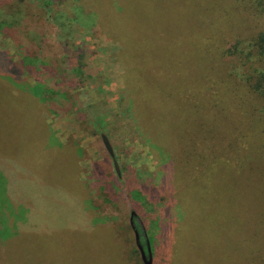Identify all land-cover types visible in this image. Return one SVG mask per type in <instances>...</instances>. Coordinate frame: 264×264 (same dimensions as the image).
<instances>
[{
  "label": "rangeland",
  "instance_id": "obj_1",
  "mask_svg": "<svg viewBox=\"0 0 264 264\" xmlns=\"http://www.w3.org/2000/svg\"><path fill=\"white\" fill-rule=\"evenodd\" d=\"M51 1L54 4L49 5L50 0H0V11L11 19L13 13L23 12L18 27L26 21L37 43L44 39L47 45L61 44L42 50L45 58L55 55V63L63 64L58 71L53 68V73L62 76L64 69L72 68L62 58L73 55L78 60L84 53L86 70L96 79L77 82L73 74L70 82L60 80L54 86L57 98L65 101L54 113L43 116L51 139L42 128L37 129V115L31 111L34 105L30 108L28 103L0 94V162L16 166L22 179L16 185L0 173V264H143L130 223L132 212L133 222L149 241L152 264H264V185L251 179L253 173L264 171V108L255 105L256 113H251L240 96L231 98L227 84L223 87L217 82L219 73L212 76L206 81L211 84L207 100L218 94L216 90L222 93L221 87L228 90V97L219 102L228 112H217L212 123L217 133L208 135L202 130L187 147L186 152L195 156L198 145L196 154L203 156L199 162L179 153L180 146L173 139L168 148L175 160V177L161 179L169 172L157 145H148L134 120L114 115L118 91L126 88L122 69L114 60L118 46L104 36L85 33L83 18L74 25L85 30L80 37L58 38L68 28L60 31L65 19L63 15L51 18V10L66 13L81 3ZM241 7L232 0H138L136 21H145L148 32L162 35L160 40L151 39L150 47L145 44L147 54H139L138 65L151 63L160 48L166 61L164 76L174 74L172 66L187 57V37L196 30L199 38L191 40L199 48L200 72L212 70L211 59L236 38L264 32V17L253 16L250 9L244 13ZM144 38L142 34L139 40ZM4 48L11 53L17 50L10 37L0 33V50ZM139 72L140 76L144 73ZM46 77L57 80L49 73ZM240 90L235 93L240 95ZM150 112L153 116V108ZM142 122L138 121L145 133L155 138L162 133L150 127L152 118ZM53 140L75 149L57 144L58 150H45L55 145ZM73 155L79 160L78 173ZM94 165L101 169V177ZM237 169L246 172V178L235 177ZM77 192L85 194V199L77 197ZM12 199L25 203L16 210L23 234L8 243L4 239L11 238L12 228L1 210L14 218ZM10 218L9 223L17 219L12 222ZM108 225L111 228L106 229Z\"/></svg>",
  "mask_w": 264,
  "mask_h": 264
},
{
  "label": "trees",
  "instance_id": "obj_2",
  "mask_svg": "<svg viewBox=\"0 0 264 264\" xmlns=\"http://www.w3.org/2000/svg\"><path fill=\"white\" fill-rule=\"evenodd\" d=\"M23 1L25 0H22V2ZM71 1L72 4L75 2V4L81 3V5L75 9L71 6L66 13H61L62 11L56 8L51 10V18L54 16L55 19H57L56 15H63L62 18L65 19L63 24L59 26L60 31H63L64 28H68V32L64 34L65 36H58V38H69L72 34H76L80 37L81 32H85V30L80 31L74 25L78 24L79 19L83 18V21L86 22L87 25L85 28L87 32L85 33H88L92 37H96L97 34L104 36L118 46L114 60L122 69V78L126 88L122 92L121 90L118 91L114 115L123 117V119L134 120L137 123L135 128L141 132V135L145 136L148 145H157L159 153L163 157L162 162L165 164L164 167L168 169L167 172H169L168 177L162 175L161 179H173L175 177V160L171 150L168 148L172 140L174 139L175 143L180 146L179 153L182 151L194 161L199 162L201 159L200 157L203 156H197L196 154L199 151L198 145L194 146L197 151L194 154L195 156H193L192 152L191 154L186 152V150L188 151L187 147L191 146L189 144L193 140L197 141L202 135V130H206L208 135H211L213 131L217 133L218 127L214 128L212 124L215 123L216 117H218L216 115L217 112L219 114H221V111L228 112V110L219 103L221 100L226 99H221L222 97H228V90L224 92L221 87L220 91L223 92L220 93L215 89L218 94L213 95L209 101L207 100L206 94L211 84L206 81H211L212 76L217 77L216 74L219 73L217 82L223 87L227 84V88L231 89V98L240 96L245 101L246 106L250 108L251 113H256L255 105L260 106L262 109L264 108V32H259L251 38L239 36L228 44L227 48L222 49L221 52H218V54L211 59L210 66L212 70H205L204 68V73H201L199 68V55L197 54L199 48H194L192 44V42L196 43L197 41L191 40V38H199V32L195 30L193 33H189L187 37L185 51L187 57L175 60L176 63L172 66L175 73L166 74L165 77L166 61L164 52L160 48L156 53L157 57H153L151 63L145 65L141 64V67L137 63L140 53L147 54V51L143 48L145 44L148 46L151 39H153V41L154 39L160 40L162 37L161 34L148 32L147 23L145 21L138 23L134 18V13L139 10L135 9L138 0ZM125 1H133L134 4L130 6L127 5ZM232 1L236 5H238V3L242 5L240 11L246 13V10L250 9L253 16L258 15L264 17V3L260 1L255 3L254 0ZM51 3L54 4L50 0L49 5ZM25 13L27 12L25 11ZM16 14H22L21 18L15 16ZM0 16L2 17H0V33L8 35L17 47L15 53H11L8 48L0 50V94L7 99L16 100L21 104L28 103L30 108H33L31 106L34 105L35 108L34 110L31 109V111L37 115L35 119L40 125L37 126V129L40 131V128H42L45 132V137L49 136L51 139L52 131H50L49 125L44 122L43 116L44 114L54 113L55 109L57 110L61 107L60 104L65 101L64 98H57L58 92L53 90L54 86L59 84L60 80H68L70 82L73 78V74H75V81L77 82L85 81L90 77L96 79V77L90 75V71L86 70L88 66L84 61L86 56V54L84 56V53L80 54L78 60L73 59V55L71 57L62 58L66 59L64 62L68 60L72 68L69 70L64 69L63 72H61L63 75H59L57 71L63 64L55 63V55H52L50 60L45 58L42 50L45 46L53 48L54 45L58 47L61 46V44L55 42L53 45L49 42V45H47L44 39H42L41 42L39 41L40 43H37L35 37L28 33L26 21L21 23L18 27V24L23 18V12L13 13L12 19L11 17L5 16V12L3 11H0ZM9 31L11 34H9ZM13 31L17 32V35H13ZM142 34L145 35L143 42L139 40ZM80 48L81 47H79L78 50ZM14 54L18 55L17 59L14 58ZM148 59L149 57L147 58V63ZM235 62L239 63L238 67L234 65ZM53 68L57 70L54 73L52 72ZM149 68H151L150 71H148ZM140 69L144 72L141 76L139 72ZM156 70L158 74H156ZM82 71L83 75H81ZM47 73L56 77L57 80L54 78L47 79ZM139 76L142 78L141 81ZM239 90L241 94L237 95L235 92ZM64 92L69 95L68 91ZM217 99L220 100L218 101ZM150 108H153V116L150 112ZM259 114H261V112H259ZM147 118H152L151 128L157 127L158 130L162 131V133L159 132L160 134L156 138L154 134L145 133L139 126L140 123H138V121L143 120L142 123L144 125L146 124ZM52 142L55 143V145L53 144L50 147H46L45 150L56 151L58 150V146H68L71 150L75 149L65 142L59 143L55 140ZM194 143L195 142L191 144ZM57 144L58 146H56ZM74 159L76 160L78 173L77 161L79 160L75 156ZM100 170H97V166L94 165V172ZM237 172L238 174L235 173V177L239 179L246 178V172H240V169H237ZM0 173L7 174L10 179L12 178L14 180L16 185L22 182L19 170L16 166L13 167L11 164L8 166L5 165L4 162H0ZM101 175L102 173L100 177ZM251 177V179L256 181L259 185H264V171L259 170L257 173H253ZM198 187L200 188L199 182ZM84 195L83 193H76V196L80 199H85ZM134 195H136V198L138 197L137 192H134ZM10 201L15 207V213H13L15 217L10 218V214L7 210H1L2 216L6 219V225L12 228L11 238L4 239L5 241L9 240L8 243H10L12 238H16L15 240H17L19 235L23 234L21 221L16 210H18V206L25 204L19 199H12ZM9 218L12 222L15 218L17 219L13 223H9ZM93 224L94 223H92V225ZM135 224L140 235V243L144 250H146V241L148 244L149 241L145 237L143 229L137 222ZM13 226L15 228H13ZM108 228H111V226L108 225L106 229Z\"/></svg>",
  "mask_w": 264,
  "mask_h": 264
},
{
  "label": "water",
  "instance_id": "obj_3",
  "mask_svg": "<svg viewBox=\"0 0 264 264\" xmlns=\"http://www.w3.org/2000/svg\"><path fill=\"white\" fill-rule=\"evenodd\" d=\"M102 140H103V143H104L108 153L112 154V149H111L106 137L103 136ZM114 166H115L116 172L118 173L119 171H118L117 165L115 164ZM133 216H134V213L132 212L131 213V217H130V223H131V226L133 228L135 242H136V246L138 248V251L140 253L141 260H142L143 264H152L150 246H149L147 241H146V250H144L143 246L141 245V243H140V235H139V232L137 231V229L134 226Z\"/></svg>",
  "mask_w": 264,
  "mask_h": 264
}]
</instances>
